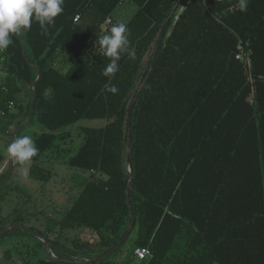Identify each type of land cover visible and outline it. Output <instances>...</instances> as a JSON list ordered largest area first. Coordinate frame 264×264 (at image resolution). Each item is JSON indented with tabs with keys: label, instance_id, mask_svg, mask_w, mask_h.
<instances>
[{
	"label": "trees",
	"instance_id": "1",
	"mask_svg": "<svg viewBox=\"0 0 264 264\" xmlns=\"http://www.w3.org/2000/svg\"><path fill=\"white\" fill-rule=\"evenodd\" d=\"M177 1L64 0L46 35L36 21L23 30L25 57L20 33L0 53V87L7 88L0 91V110L6 111L0 132L10 133L28 118L31 94L23 106L18 83L34 84L29 124L35 117L41 131L32 135L39 154L29 174L42 182L45 173L52 175L38 165L49 150L66 166L88 173L54 226L93 232L91 243L74 241L79 253L95 250L93 258L99 257L129 228L124 159L128 111L138 88L130 93ZM129 8L123 23L134 51L118 62L111 83L119 91L113 94L103 75L111 58L95 42L118 23L116 12ZM177 16L131 110L128 200L136 236L128 260L135 248L147 247L152 257L139 264H264V0H249L243 12L239 0H188ZM107 18L113 24L104 27ZM239 43L251 52L250 79L235 60ZM81 121L105 123L81 127L83 139L74 150L56 143L68 133L58 130ZM5 220L0 216V230ZM59 236L54 243L48 239L51 250ZM125 241L91 264H129L110 259ZM11 252L4 253L9 260ZM21 264L33 263L24 258ZM35 264L68 263L45 258Z\"/></svg>",
	"mask_w": 264,
	"mask_h": 264
},
{
	"label": "rangeland",
	"instance_id": "2",
	"mask_svg": "<svg viewBox=\"0 0 264 264\" xmlns=\"http://www.w3.org/2000/svg\"><path fill=\"white\" fill-rule=\"evenodd\" d=\"M187 1L188 0H183L179 3L176 13L173 15L174 20ZM130 12L131 8L118 10L116 12V21L118 23L124 22ZM153 51L154 50H151L144 58L139 76L130 93V97L133 96L135 90L138 88L140 75L144 71L148 60L152 57ZM18 85L21 86L24 84L19 82ZM24 94V106H26L29 102L28 90H26ZM17 99L20 101L23 99V89L17 94ZM23 115L21 119L25 120L26 115ZM103 122L104 121H81L79 124L84 127H100ZM40 129L41 127L34 117L29 125L22 127V124L19 123L9 130L10 133L0 132V159L4 156L9 157L7 146L15 137L22 135H30L32 137L31 134L34 131L40 132ZM15 131L16 134L13 137ZM60 131L68 133L62 142L57 140L56 143H59L63 147L70 148L71 150H74L83 139L82 133L78 129H74L73 125L61 128L58 132ZM45 155L46 156L39 160L38 165L46 169V171H49L52 175L48 177V173H45L43 182L34 179L29 174V170L33 164L32 162L22 166L10 157L11 161H13L11 174L9 177L6 175L0 180L2 181L0 183V195H2V200L0 201V216L6 218L4 222L5 225L2 229L12 224L20 225L30 229L36 236L41 235L47 242L49 239L52 243H54V240L60 235V239L58 242L56 241L58 244L55 245V248L51 250L49 247V251L54 256L55 254L61 256L71 254L70 257L72 259H92L97 254V251L90 250L86 253H79L73 249V243L74 241L78 243L88 241L91 243L96 238L93 232L86 231L82 228L59 231L58 227H54L58 225V222L62 218V214L72 202V197L74 194L76 195L79 185L83 184L88 178V173L66 166L60 160L54 158L50 150L47 151ZM22 168L27 169V176L22 174ZM69 185L72 190L70 194L67 195ZM65 194L66 196L64 197ZM14 220L16 222H13ZM49 227H52L51 231H53L50 234L47 233V231H50L48 229ZM12 230L13 231L9 230L11 231L9 236L0 239V264H21L24 258L27 259L28 262L35 264L37 260L48 259L43 250V244L40 238L31 235L28 230L25 231V234L21 233L19 230ZM45 235L48 236V239ZM135 236L136 228L131 232L120 251L110 259L119 263L129 261V264H139L134 259L132 261L128 260ZM11 249L12 258L9 260L4 256V253L6 250ZM27 249H30L28 255L25 252Z\"/></svg>",
	"mask_w": 264,
	"mask_h": 264
},
{
	"label": "clouds",
	"instance_id": "3",
	"mask_svg": "<svg viewBox=\"0 0 264 264\" xmlns=\"http://www.w3.org/2000/svg\"><path fill=\"white\" fill-rule=\"evenodd\" d=\"M249 0H239L240 10L246 11ZM64 0H0V51L6 50L13 44V36L23 30L31 28L33 21L39 23L43 34H47L55 19L62 14ZM130 32L123 22L113 25L105 34L99 35L95 42L98 52L111 58L103 71L108 78L105 84L107 91L115 94L119 89L111 83L119 71V61L122 54L127 53L129 58L133 54L129 40ZM7 153L20 165L32 162L39 154L35 141L30 135L17 136L7 146ZM22 174L28 175L26 168Z\"/></svg>",
	"mask_w": 264,
	"mask_h": 264
},
{
	"label": "water",
	"instance_id": "4",
	"mask_svg": "<svg viewBox=\"0 0 264 264\" xmlns=\"http://www.w3.org/2000/svg\"><path fill=\"white\" fill-rule=\"evenodd\" d=\"M180 1L181 0H178L177 3L173 6V8L170 11L169 16L167 17V19L165 21L164 27L162 29V32H161V34L159 36V39H158V41L156 43V46H155V49L153 51V54H152V57H151V61H150V65H149L148 71H147V73H146L143 81L140 83V85H139V87H138V89L136 91V94H135V96H134V98L132 100V103H131V105L129 107V111H128L127 135H126V144H125L124 171H125V173L128 176V180H127V184H126V188H125V202H126V206L128 208V211H129L130 225H129V228H128L126 234L124 235V237L112 249H110L108 252L104 253L103 255H101L99 257H96V258H93V259H90V260L75 261V260H69V259H62V258H58V257L54 256L49 251L48 242H47V240L44 237H42L41 235H37L36 236V234H34L30 229L25 228V227H22L20 225L12 224V225L7 226L4 229H1L0 230V236L3 235V234H5L9 230H12V229H21V230H24V231H27L28 230V232H30L31 235H34L37 238H40L41 239L42 244H43V250H44L45 255L47 256L48 259L55 260V261L62 262V263H68V264H91V263L98 262V261L106 258L112 252H114L126 240V238L131 233V231H132V229L134 227L133 213H132L131 206H130L129 200H128L129 190H130V185H131V180H132V176L130 174L131 173L130 172V165H129L130 129H131V119H130V116H131V110H132V108H133V106H134V104H135V102H136V100L138 98V95L140 94V92L142 91L143 87L145 86V84H146V82H147V80H148V78L150 76V73L152 72V70L154 68V64H155V60H156V57H157V52H158L159 47H160V43H161V41H162V39H163V37L165 35V32H166V29L168 27V23H169L170 19L176 13V10L178 8V5H179ZM177 18H178V16L175 17L174 22L177 20ZM22 34H23V31L20 33V40H21V45H22V53H23V56L25 57L24 47H23V40H22ZM38 78H39V75L37 74V79ZM33 86H34V84H32L30 86L31 100H30V106H29L28 119H27V121L24 124H22V127H24L28 123H30V121L32 119V116H33V107H34V101H35L34 100V95H33ZM15 134H16V131L13 133V137L15 136ZM10 173H11V166L9 167L7 176H9Z\"/></svg>",
	"mask_w": 264,
	"mask_h": 264
},
{
	"label": "built area",
	"instance_id": "5",
	"mask_svg": "<svg viewBox=\"0 0 264 264\" xmlns=\"http://www.w3.org/2000/svg\"><path fill=\"white\" fill-rule=\"evenodd\" d=\"M78 18H79V16L76 15L73 21L76 22L78 20ZM112 24H113L112 20L110 18H107L104 22V27H109ZM2 52L3 51H0V53H2ZM235 60H237L242 65L245 73L247 74V76L250 79V75H251V52L248 48L243 46L241 43H239L238 50L235 53ZM0 91L5 93V92H7V88L4 86H1ZM249 103L252 104V100H249ZM6 107H7V110H11L14 107V103L12 101H9L6 103ZM5 115H6V111L0 110V126L3 123V119H4ZM0 139H1V135H0ZM151 257H152V254H151L149 248H147V247H139V248H135L133 250V258L138 263L146 262Z\"/></svg>",
	"mask_w": 264,
	"mask_h": 264
},
{
	"label": "crops",
	"instance_id": "6",
	"mask_svg": "<svg viewBox=\"0 0 264 264\" xmlns=\"http://www.w3.org/2000/svg\"><path fill=\"white\" fill-rule=\"evenodd\" d=\"M20 88L21 89H23V99L21 100L22 101V104H23V106L25 105V100H24V92L26 91V90H28V92L30 91V88L29 87H26L25 85H21L20 86ZM30 93V92H29ZM22 116V115H21ZM27 121V119L23 122V124L25 123ZM104 123L105 122H103L102 123V125L101 126H103L104 125ZM27 125H29V123L27 124ZM74 126V129L76 128V129H78L79 131H80V128L81 127H84V126H82L81 124H79V122L78 123H76L75 125H73ZM40 131H41V129H40ZM34 133H38V131H34L31 135H33ZM13 161H11V158H10V156L9 157H3V158H1L0 159V180L4 177V176H6L7 175V173H8V170H9V167L11 166V170H12V167H13ZM11 174V173H10ZM10 176V175H9ZM8 176V177H9ZM2 181H0V183H1ZM83 183H85V182H83ZM71 188H70V185H69V189H68V194L67 195H69L70 194V192H71ZM66 196V194L64 195V197ZM75 196V194L73 195V197ZM72 197V198H73ZM71 202V201H70ZM69 202V203H70ZM70 205V204H69Z\"/></svg>",
	"mask_w": 264,
	"mask_h": 264
}]
</instances>
